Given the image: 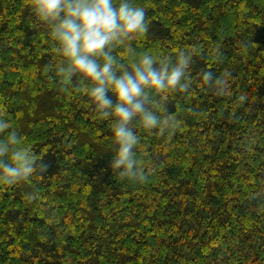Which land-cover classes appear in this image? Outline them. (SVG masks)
<instances>
[{
    "label": "trees",
    "instance_id": "trees-1",
    "mask_svg": "<svg viewBox=\"0 0 264 264\" xmlns=\"http://www.w3.org/2000/svg\"><path fill=\"white\" fill-rule=\"evenodd\" d=\"M137 2V52L194 51L190 89L160 100L180 126L133 125L141 182L112 169L109 120L56 73L29 0H0V109L46 165L0 183V264H264V0Z\"/></svg>",
    "mask_w": 264,
    "mask_h": 264
},
{
    "label": "clouds",
    "instance_id": "clouds-1",
    "mask_svg": "<svg viewBox=\"0 0 264 264\" xmlns=\"http://www.w3.org/2000/svg\"><path fill=\"white\" fill-rule=\"evenodd\" d=\"M29 4L49 27L59 58L56 73L65 82L78 77L77 90L90 98L100 117L109 120L115 145L112 169L122 177L146 180L150 170L141 163V136L133 125L161 132L180 126L160 100L190 89L194 51L182 50L175 60L149 50L137 52L131 42L149 31L147 10L137 0H29ZM118 47L126 49L130 63L114 54ZM203 78L209 83L214 79L210 72ZM218 83H227V73ZM38 168L46 165L0 109V183L26 181Z\"/></svg>",
    "mask_w": 264,
    "mask_h": 264
}]
</instances>
